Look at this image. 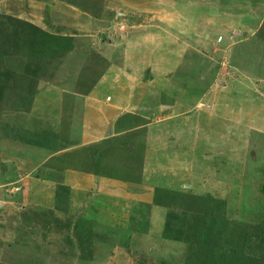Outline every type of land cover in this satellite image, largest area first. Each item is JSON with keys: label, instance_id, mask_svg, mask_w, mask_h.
<instances>
[{"label": "rangeland", "instance_id": "rangeland-1", "mask_svg": "<svg viewBox=\"0 0 264 264\" xmlns=\"http://www.w3.org/2000/svg\"><path fill=\"white\" fill-rule=\"evenodd\" d=\"M249 50L264 59V0H0V264H258L264 89L224 91L262 78ZM111 66L142 79L141 105L100 143H75L74 97ZM206 104H223L238 144L194 126ZM150 122L176 144L147 148ZM108 177L129 193L111 194Z\"/></svg>", "mask_w": 264, "mask_h": 264}, {"label": "crops", "instance_id": "crops-1", "mask_svg": "<svg viewBox=\"0 0 264 264\" xmlns=\"http://www.w3.org/2000/svg\"><path fill=\"white\" fill-rule=\"evenodd\" d=\"M248 52L251 54L252 57L257 60L255 62H249L248 66L253 65L257 67L258 70L255 76L263 75L262 78L259 77L260 80H258V83L255 84L254 87H243L242 84H235L230 89H226L224 91H261L260 89H264V59L257 58V55H259V52L257 51L249 50ZM226 60V57H224L223 60H220L219 69L215 74L212 83L210 84L209 91H216L217 80L225 76L223 74V71L221 70V64H227ZM240 61L241 60L239 58L236 63H234L235 67L240 64ZM241 69L246 70L244 63L241 64ZM105 81L108 84L104 87ZM144 89L145 84L143 83L142 79H140L133 73L124 70L122 67H109L96 79L94 85L91 87L88 94L75 95L73 108L74 124L71 127V130L69 131V136L71 137V140H73L74 142L89 143L97 142L105 138V134L107 135L110 129V124L108 125V121H111V119L116 117L118 114H121V112L124 110L129 112L137 110L140 107L142 101L140 97L142 93H140V91H144ZM217 91H220V89ZM107 94L109 96L107 99H105ZM112 96H114L113 99H111ZM202 106L203 108L199 110L200 116L195 119H190L192 120L194 126L199 127L200 129H210L214 137H222L220 139H222L223 143L229 146H232V142L234 141H236V144H238L239 137H237V135L239 134V132H234V129L237 127L236 125H234L235 128L234 126H232L233 121L222 120L221 115H219L222 110H216L217 108H219L220 105L206 104ZM221 107H223V104H221L220 108ZM98 108H101L103 111L102 123L104 125V129L102 131L99 130L97 134H94L91 130V124L98 123L100 125L101 123L100 120L95 119L94 116ZM207 109L214 110V113L209 114ZM217 117L220 118L217 119ZM116 119L117 117L115 118V120ZM226 128H229L230 131H225ZM146 130H150L153 132V134L149 136L145 142V146L149 149H158L163 147L171 148L173 145L176 144L175 142L171 145V137L168 136L166 126L165 129H163L160 128L156 123L153 124V122H150L147 125ZM86 175L89 174H85L79 171H68V173L65 174V176H67L66 180L68 181V183H70V186L79 185L83 187L87 185L88 187H90L91 184L88 183L89 178ZM108 178L109 179L104 180H109V184L111 186L116 187L115 191H109L111 192V194L116 195L118 197H123L122 195L129 193L128 190L124 191L125 188L121 187V184H118L116 181L113 180V178ZM213 184L214 182L207 180V182L205 183V187L209 188ZM128 186L131 189L143 188V186L139 184H130ZM214 188L220 190L219 185H215ZM221 189L222 193H227L229 187L221 186Z\"/></svg>", "mask_w": 264, "mask_h": 264}, {"label": "trees", "instance_id": "trees-1", "mask_svg": "<svg viewBox=\"0 0 264 264\" xmlns=\"http://www.w3.org/2000/svg\"><path fill=\"white\" fill-rule=\"evenodd\" d=\"M103 73V72H102ZM101 73V74H102ZM100 74V75H101ZM99 75V76H100ZM98 76V77H99ZM97 77V78H98ZM109 95L107 94L106 95V98L108 97ZM119 117H117V119H118ZM117 119L116 120H114V124H116V122H117ZM106 138V137H105ZM105 138H103V139H101L100 141H97L98 143H100L102 140H104ZM75 143H77V142H75ZM98 143H96V142H92V143H88V144H91V145H96V144H98ZM151 150H153V151H157L158 152V154L159 153H162V152H164V150H162L161 148H158V149H151ZM167 150H169V148L167 149ZM166 150V151H167ZM94 157H96V152L93 154V158ZM155 168L156 167H158V165H155L154 166ZM162 167L164 168V169H166L167 170V167H166V165L165 164H163L162 165ZM161 170V169H160ZM159 170V171H160ZM158 171V172H159ZM165 181V180H164ZM167 181H165V182H163V181H156L155 182V185H153V186H155L157 189H159V190H162L163 191V193L165 192V189H168V188H172L169 184H167L166 183ZM174 182H175V180H174ZM161 194V192L158 194V195H156L157 197H159V195ZM161 195H163V194H161ZM166 197V196H165ZM167 198V197H166ZM176 198V197H175ZM212 200L214 199L213 197H210ZM169 199V198H168ZM220 200H222V201H220L221 203H220V205L218 204V202H215L216 203V206L218 207V208H220L221 209V211H222V216H225V212H226V201L225 200H223V199H220ZM165 201V200H164ZM169 204V203H168ZM172 208H174V209H176L177 211H178V208L176 207V205L175 204H169ZM168 220V219H167ZM237 227V225L236 226H233L232 228H231V230H230V233H232L234 230H235V228ZM255 228V227H254ZM252 241H253V252H256V251H258L259 249H261L263 246H264V230H261V228H259V233H257L256 235H254V236H252ZM233 256L235 255L234 253H231ZM231 257V255L229 256V258ZM257 263L258 264H264V257H262V258H260L258 261H257Z\"/></svg>", "mask_w": 264, "mask_h": 264}, {"label": "bare ground", "instance_id": "bare-ground-1", "mask_svg": "<svg viewBox=\"0 0 264 264\" xmlns=\"http://www.w3.org/2000/svg\"><path fill=\"white\" fill-rule=\"evenodd\" d=\"M247 111H250L248 108H247ZM263 143V144H261ZM259 142V141H254L253 144L259 146V147H262L263 150H264V140L262 142ZM257 162L259 163V165H262L263 169H264V152L262 154V158H258Z\"/></svg>", "mask_w": 264, "mask_h": 264}, {"label": "water", "instance_id": "water-1", "mask_svg": "<svg viewBox=\"0 0 264 264\" xmlns=\"http://www.w3.org/2000/svg\"><path fill=\"white\" fill-rule=\"evenodd\" d=\"M109 132V131H108Z\"/></svg>", "mask_w": 264, "mask_h": 264}]
</instances>
